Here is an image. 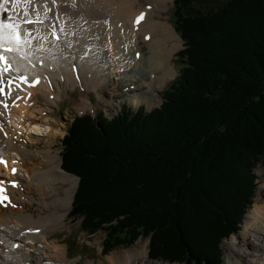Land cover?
<instances>
[{
    "label": "trees",
    "instance_id": "16d2710c",
    "mask_svg": "<svg viewBox=\"0 0 264 264\" xmlns=\"http://www.w3.org/2000/svg\"><path fill=\"white\" fill-rule=\"evenodd\" d=\"M174 0L184 47L159 106L75 114L62 168L79 177L70 215L102 252L149 239L148 255L226 264L222 242L251 208L264 162V0Z\"/></svg>",
    "mask_w": 264,
    "mask_h": 264
},
{
    "label": "bare ground",
    "instance_id": "6f19581e",
    "mask_svg": "<svg viewBox=\"0 0 264 264\" xmlns=\"http://www.w3.org/2000/svg\"><path fill=\"white\" fill-rule=\"evenodd\" d=\"M90 1L33 0L26 4L24 0H0L4 4L0 20L19 23L22 37L25 29L31 34V43L22 52L10 54L12 67L3 75L20 72L40 77L37 85L22 91L20 100L0 109V152L7 156L14 150L21 156L17 160L12 155L8 160L9 164L16 161L17 172L12 179L0 176L11 201L7 208L0 204V264H72L66 257V247L58 243L50 247L49 262L40 261L42 253L32 259L31 249L37 241L50 240L53 235L49 231L65 225L77 182L74 175L61 168V159L52 149L53 137L59 130L50 128L49 121L41 120L43 126L34 135L46 136L45 147L34 151L24 139H16L25 118L46 110L39 104L38 94L46 103L59 106L58 100L68 89L73 93L88 84L100 96V88L104 91V87L111 86L115 91L114 81L121 79L136 95L135 105L142 101L151 106L155 103L154 91L177 75L172 59L181 47V38L161 12L172 0ZM25 11L34 21L38 14L42 22L22 23ZM141 13L144 18L135 24ZM53 31L59 39L52 35ZM84 90L86 94L90 92ZM85 96L88 95L78 96L76 105L80 110L92 107L90 97ZM72 99L76 100L74 96ZM9 164L3 171L5 175L9 174ZM11 181L16 182L15 187ZM33 203L36 217L24 212ZM238 233L227 243L231 261L264 264V182H259L256 199ZM147 257L146 246H142L107 259L109 264H152Z\"/></svg>",
    "mask_w": 264,
    "mask_h": 264
},
{
    "label": "rangeland",
    "instance_id": "374dc122",
    "mask_svg": "<svg viewBox=\"0 0 264 264\" xmlns=\"http://www.w3.org/2000/svg\"><path fill=\"white\" fill-rule=\"evenodd\" d=\"M92 1V0H91ZM90 1V2H91ZM202 8H211V7H216L221 5L225 0H198ZM164 10V9H163ZM161 11L165 17H167V21L171 23L173 26L174 22V8H173V0L169 2V7ZM105 26V22H103ZM174 27V26H173ZM183 42L181 39V47L178 49L180 50L183 47ZM143 50H146L147 46L144 44ZM173 64L175 68L177 69V75L170 80L169 82L166 83V85L160 89V90H155V103L151 106H148L147 102L146 104L140 102V104H134L133 102L135 101L136 95H134V92L131 93L130 89L127 87L125 82H123L121 79L114 81L117 85L115 87V91L111 90V86H106L104 87V91L102 88H100L99 93L95 91H91L88 87V84L84 86V89L87 91H90L89 93L86 94V91L82 88L79 90L75 89L73 93L71 92L70 89L67 90V94L63 93L61 95V99L58 100L59 106L56 105H51L50 103H46L45 98L38 94V101L41 106L44 107L43 112L38 111L36 114L32 115V117H35L39 119L40 121L43 119H46L49 121V126L52 129H58V133L54 135L53 137V143H52V149L54 152H57L59 155V158L61 159V152L63 149L62 145V138L64 134L67 132V128L69 127L73 116L75 114H83V113H91L92 115L97 114L100 111H103L106 116L111 117L113 114H116L120 111H122L124 104L129 107L131 110H136L139 105H144L145 109L148 111L156 106H159L162 102V92L164 89L169 86L172 81L178 76L180 68L183 64V60L178 56V54L173 56ZM69 92V93H68ZM72 93V94H71ZM81 94L88 95L85 97H90L92 103V107L85 109V110H80L77 105V99L78 96H81ZM132 94V97H131ZM74 96V99H72ZM108 104V105H107ZM49 106L50 108L46 107ZM52 110V111H50ZM32 137V138H31ZM17 141L20 142L21 140H25L27 143H29L30 149L31 150H36L39 148H43L46 146L44 140L46 136L44 135H36V136H30L29 137H21L20 134L16 137ZM21 156H18V159H20ZM61 161V160H60ZM253 173L255 174V183H256V190H255V196L254 200L256 199L257 193H258V185L259 182L262 183L264 182V162L262 160H259L255 163L254 168H253ZM9 175V174H8ZM6 179H11V176L6 178ZM60 189L61 185L59 186ZM253 200V201H254ZM7 204V201H5ZM4 208H7V205H4ZM72 208V205H71ZM70 208V209H71ZM24 212L26 213H32L34 216H37V207L36 204H31L29 207L24 208ZM46 212V211H45ZM45 212H42L45 214ZM14 215V214H13ZM245 217V216H244ZM13 221L14 219L11 218ZM80 220L76 219L75 217L71 216L69 213L67 216H65V225L63 226H57L53 229H51L49 232L50 234L53 235L50 240H46L45 242L42 241L39 243L37 241L36 245L32 247V259L35 260L36 257L41 254L40 261L42 262H49L51 260L48 259L47 255L50 253L51 245L53 243H58L62 246L66 247V257L72 261V264H98L99 262H102L103 264H109L107 257L113 254H120L126 251L134 250L142 248V246H146L147 251L148 250V240L139 238L137 239L132 245L130 246H120L119 248H115L108 253L104 254L101 252L102 249V242L105 237V232L103 230H99L93 234H87L84 231L81 230L79 227ZM241 228V227H240ZM240 230V229H239ZM238 230V232H239ZM237 234H232L229 238L224 239L222 242L223 249H224V254H225V261L226 264H234L231 261V258L227 255V243L228 240L232 236H239V233ZM16 239V238H15ZM41 241V240H40ZM43 251V252H42ZM148 260L152 262V264H179L176 262H168V261H163V260H157L154 258H151L148 255ZM44 260V261H43Z\"/></svg>",
    "mask_w": 264,
    "mask_h": 264
},
{
    "label": "snow or ice",
    "instance_id": "6c2138e0",
    "mask_svg": "<svg viewBox=\"0 0 264 264\" xmlns=\"http://www.w3.org/2000/svg\"><path fill=\"white\" fill-rule=\"evenodd\" d=\"M8 0H4V3H7ZM26 4H31L33 0H24ZM16 6L15 4L13 5ZM4 8V4L0 3V9ZM4 11H7V9H4ZM144 18V13H141L140 16L136 18L134 21L135 24H139L140 21ZM9 20H12L11 17L8 18ZM22 23L32 24V23H39L42 22L39 19V16L37 14V19L34 21L31 18H29L27 11L23 13V19L21 21ZM20 24L19 23H11L7 22L5 20H0V84H3V74L7 73L9 69L12 67V57L11 53H20L23 51V47L30 44L31 40L29 39L30 33L25 29L23 37L21 36L20 31ZM63 31V29H61ZM53 36H55L57 39H59L58 36H56V32L53 31ZM47 36H44L43 39L47 40ZM24 56H27V53H24ZM11 83V81H9ZM0 95H5L4 89L0 87ZM5 107H7V104H5ZM2 130V128H0ZM12 163H16V161H12ZM0 164H3L5 167H7V161L3 159V153L0 152ZM11 172L13 175L17 172L16 168H12ZM13 187L16 186L15 181L10 182ZM5 181L0 180V204H4L5 201L11 202L9 199V195L7 193V189L5 188ZM6 206V205H5ZM14 206V205H13Z\"/></svg>",
    "mask_w": 264,
    "mask_h": 264
},
{
    "label": "water",
    "instance_id": "95a60500",
    "mask_svg": "<svg viewBox=\"0 0 264 264\" xmlns=\"http://www.w3.org/2000/svg\"><path fill=\"white\" fill-rule=\"evenodd\" d=\"M77 179H78V177H77Z\"/></svg>",
    "mask_w": 264,
    "mask_h": 264
}]
</instances>
